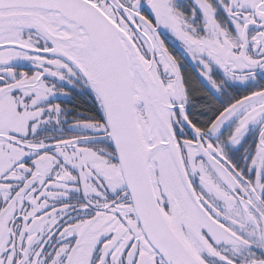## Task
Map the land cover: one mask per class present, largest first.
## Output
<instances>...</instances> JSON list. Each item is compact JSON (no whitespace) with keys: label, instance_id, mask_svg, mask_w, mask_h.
<instances>
[{"label":"snow or ice","instance_id":"6c2138e0","mask_svg":"<svg viewBox=\"0 0 264 264\" xmlns=\"http://www.w3.org/2000/svg\"><path fill=\"white\" fill-rule=\"evenodd\" d=\"M0 264H264V0H0Z\"/></svg>","mask_w":264,"mask_h":264},{"label":"trees","instance_id":"16d2710c","mask_svg":"<svg viewBox=\"0 0 264 264\" xmlns=\"http://www.w3.org/2000/svg\"><path fill=\"white\" fill-rule=\"evenodd\" d=\"M186 69L190 74L192 73V70L190 68L186 67ZM213 103L215 104L216 102L213 101ZM62 106L73 110H87L89 108V100L87 97L80 96L77 95L75 92H72L70 101L66 103L62 102ZM206 111L207 110L205 109V112ZM198 118L203 120L205 119V116H199Z\"/></svg>","mask_w":264,"mask_h":264},{"label":"flooded vegetation","instance_id":"af4514ba","mask_svg":"<svg viewBox=\"0 0 264 264\" xmlns=\"http://www.w3.org/2000/svg\"><path fill=\"white\" fill-rule=\"evenodd\" d=\"M181 3L191 6L192 0H181ZM165 36L167 37L166 44L169 45L170 51L173 52L174 55H176L177 59L181 60L182 63H184L185 67L190 68L192 70L191 65L184 58L183 49L181 45L173 38H171L170 34L165 33Z\"/></svg>","mask_w":264,"mask_h":264},{"label":"rangeland","instance_id":"374dc122","mask_svg":"<svg viewBox=\"0 0 264 264\" xmlns=\"http://www.w3.org/2000/svg\"><path fill=\"white\" fill-rule=\"evenodd\" d=\"M71 94H72V93H70V95H69L68 97L60 96L57 102H60L61 105H62V102H65V103H66V102H69L70 99H71ZM62 107H63V106H62Z\"/></svg>","mask_w":264,"mask_h":264}]
</instances>
